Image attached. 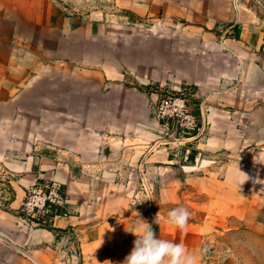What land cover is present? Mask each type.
<instances>
[{"label": "crops", "instance_id": "1", "mask_svg": "<svg viewBox=\"0 0 264 264\" xmlns=\"http://www.w3.org/2000/svg\"><path fill=\"white\" fill-rule=\"evenodd\" d=\"M81 1L87 10L70 12ZM97 1L113 10L90 14ZM0 10L9 33L28 36L0 60L17 78H0V170L14 175L7 208L0 190V264H60L68 236L81 264H264V0H0ZM183 87L205 131L176 154L156 139L155 102ZM99 109L136 118L115 139L87 121L46 123ZM129 172L137 190L150 182L141 206L136 189L97 181ZM46 181L67 197L52 227L21 212L27 188Z\"/></svg>", "mask_w": 264, "mask_h": 264}, {"label": "built area", "instance_id": "2", "mask_svg": "<svg viewBox=\"0 0 264 264\" xmlns=\"http://www.w3.org/2000/svg\"><path fill=\"white\" fill-rule=\"evenodd\" d=\"M174 92L175 95H166L160 98L161 101L157 104V109L159 119L162 121L165 130L164 140L171 149L176 151V154H180V149L187 140L195 141L203 136L205 125L195 113V108L200 106L194 101L195 95L192 88L183 87L178 92ZM191 99L194 103L193 106L190 104ZM13 177L12 172L5 169L0 170V190L5 193L1 205L5 208L8 207L13 198V190L10 188ZM151 197L150 182L143 178L137 192L132 197V203L141 206ZM66 211L67 197L62 184L58 181L37 182L27 188L21 212L33 224L52 227L53 218L66 214ZM110 221L116 224L117 218L111 217Z\"/></svg>", "mask_w": 264, "mask_h": 264}, {"label": "rangeland", "instance_id": "3", "mask_svg": "<svg viewBox=\"0 0 264 264\" xmlns=\"http://www.w3.org/2000/svg\"><path fill=\"white\" fill-rule=\"evenodd\" d=\"M72 7V12L73 14H78L80 12H84L85 10V3L83 1L81 2H77V3H71ZM104 6H102V1L99 2H95L93 4H91L90 8L93 7V12L89 11L90 14H107L109 13V11L113 10V8H108L105 7L106 3L104 2L103 4ZM69 10V6H66ZM89 8V7H88ZM69 14V13H68ZM100 20V19H97ZM8 23H11V20L8 19L5 15V12H1L0 10V60L4 61L8 56L7 54V43H14V42H19L21 41L22 37H28V36H23V35H13L11 33H9L8 31ZM148 22V21H147ZM152 22L146 23L147 25L151 24ZM20 69V68H19ZM14 70V68H6L4 66L0 65V78H4L7 79L8 81H10V78L17 80V78H14V73L11 71ZM17 70V69H15ZM15 74H17L19 76L20 72L19 70L17 72H15ZM13 75V76H11ZM20 87V85H19ZM18 87V88H19ZM193 90V89H192ZM178 92V91H177ZM176 93L174 91H161V95L159 97V99L155 102V118L158 121V130H157V137L156 139H160V140H164L165 138V130L163 127V123L162 121L159 119L158 116V109H157V104L161 101L160 98L166 96V95H175ZM195 101V100H194ZM96 103V101H94ZM190 104L193 106L194 103L192 101V99L190 100ZM98 106H101L102 103L99 100L97 103ZM2 111L5 112V108H2ZM134 118H136V116L133 115H117V114H112V115H105L101 113V110L99 109L98 113L95 114H91L90 116H87V118L84 116V120H83V116H70V115H47L46 116V123H59V122H73V123H78L81 124L83 122L90 125L91 128H93V130L98 131V133H103V136L105 137L108 132L107 130H109V136L112 137L113 139H115L118 136V128L122 129L125 125H130L132 126L134 124ZM142 124L148 123L147 121V116H142ZM138 121V120H137ZM137 121L135 123H137ZM144 128V127H143ZM134 133H136L137 135L139 133H143L145 131V129H139V127L137 126L136 131H133ZM112 140V139H111ZM116 145V144H115ZM261 149V148H258ZM111 153V152H110ZM224 154H222L223 156ZM113 158V157H111ZM220 161L225 162V163H234L235 162V157L234 159L230 160V158H219ZM239 159H237L236 161H238ZM243 163H237V166H244V161H242ZM113 168H117V166L113 167ZM100 183L103 184H107V185H111V186H127L129 189L131 190H135V193L137 192V183H138V178L135 174H133L132 172H129L125 178H111V177H106L105 179L100 178L97 180ZM177 214H180V211L175 212ZM48 224V223H46ZM68 233V232H67ZM62 246H61V251H62V258H61V262L60 264H81L80 260L78 258H76L75 256L77 255V245L74 244L75 242L71 239V237H67V239L62 240ZM71 242L73 243V246L71 244ZM79 252V250H78ZM80 262V263H79Z\"/></svg>", "mask_w": 264, "mask_h": 264}, {"label": "trees", "instance_id": "4", "mask_svg": "<svg viewBox=\"0 0 264 264\" xmlns=\"http://www.w3.org/2000/svg\"><path fill=\"white\" fill-rule=\"evenodd\" d=\"M198 111H199V107H196V108H195V113L198 114Z\"/></svg>", "mask_w": 264, "mask_h": 264}]
</instances>
